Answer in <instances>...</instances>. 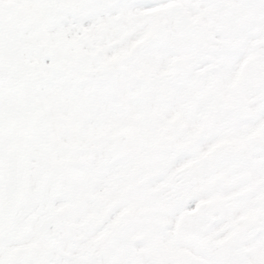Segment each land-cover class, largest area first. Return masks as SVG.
Instances as JSON below:
<instances>
[{
    "label": "snow or ice",
    "instance_id": "snow-or-ice-1",
    "mask_svg": "<svg viewBox=\"0 0 264 264\" xmlns=\"http://www.w3.org/2000/svg\"><path fill=\"white\" fill-rule=\"evenodd\" d=\"M0 264H264V0H0Z\"/></svg>",
    "mask_w": 264,
    "mask_h": 264
}]
</instances>
